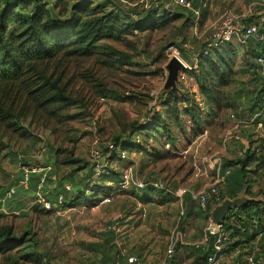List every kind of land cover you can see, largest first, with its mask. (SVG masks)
Returning a JSON list of instances; mask_svg holds the SVG:
<instances>
[{"label": "rangeland", "instance_id": "1", "mask_svg": "<svg viewBox=\"0 0 264 264\" xmlns=\"http://www.w3.org/2000/svg\"><path fill=\"white\" fill-rule=\"evenodd\" d=\"M102 2H109V9L126 5L141 11L151 1L94 0L93 6ZM203 2L206 7L198 19L178 17L160 30L102 42L118 53L111 58L103 48L87 58L59 55L38 64L39 74L35 77L27 74L16 83L0 84V189L16 186L25 168L47 166L53 183L43 190L51 199L52 191L59 190L60 184L84 179L95 162L92 151L104 152L105 146L115 140L130 150L126 159L113 162L116 172L130 169L136 180L198 193L211 185L215 161L236 160L248 146L254 149L256 143L264 142V133L248 125L246 109L259 87L256 88L253 78L257 76L245 48L236 43L229 45L236 54L231 60L232 80L222 88L219 110L199 94L198 85L189 74L191 63L196 62L193 56L207 44L223 13L245 12L248 6L246 0ZM78 3L81 0H67L53 10L67 18L71 7ZM3 4L0 1V8ZM172 9L182 12L180 8ZM260 18H264L263 9L252 17ZM124 56L129 63L121 65ZM174 57L183 63L185 71L174 69L170 62ZM39 75L43 78L40 82L49 83L44 87V99L36 95ZM57 93H62V101L45 102ZM171 95L179 100L176 112ZM184 95L199 108L202 133L192 138L190 118L183 114L187 108ZM160 101L167 106L156 107ZM153 106L159 110L157 113L149 112ZM231 115L245 116V122L235 129ZM145 117H150L156 128L133 140L141 144L132 145L131 137L139 132ZM157 118L160 120L156 122ZM246 136L252 138L253 145L244 139ZM250 168L254 169L252 165ZM260 170L255 175L249 171L250 178L256 176L250 184V195L255 198L264 189V167ZM100 186L113 189L105 181ZM36 195L37 191L31 188L19 189L6 203L4 212L0 211V231L10 228L12 238L7 245H0V264H127L129 257L156 260L164 257L170 241L176 238L180 245L171 264H197L192 245L212 241L208 212H201L188 194L180 201L162 190L131 188L102 197L96 206L83 204L53 213L32 209ZM18 210L20 214L14 215ZM109 226L115 227L110 247L115 252L114 262H104L101 257L103 247L109 245L105 241ZM15 239L21 240L20 245L11 247ZM234 256L221 257V264H231Z\"/></svg>", "mask_w": 264, "mask_h": 264}, {"label": "trees", "instance_id": "2", "mask_svg": "<svg viewBox=\"0 0 264 264\" xmlns=\"http://www.w3.org/2000/svg\"><path fill=\"white\" fill-rule=\"evenodd\" d=\"M0 1L4 3L0 8V84L16 83L21 81L27 74L31 77H35L39 74L38 64L48 63L59 55L69 58H87L93 56L99 49L103 48L110 53L109 57L111 58V56L118 53L110 46L102 45V42L117 41L124 36L145 33L149 30H160L174 22L178 17L191 20L192 16H194L192 11H186L183 8H180L182 12L173 11V9L172 11H168L156 4H149V6H144L141 11H137V8L131 9L126 5L122 7L117 6L118 8L112 6V8L109 9V2H102L93 6L94 0H81V3L74 4L71 7L70 15L67 18H61L60 12L55 14L53 8L60 2H66L67 0ZM246 1L249 2V0ZM190 2L193 11L201 12V10L204 9L202 6L203 0H190ZM50 6L52 8H49ZM134 16L136 18H133ZM229 45L231 44H227L219 50H212L208 54H204L201 48L202 50H199L196 55L193 56L195 58L193 61L196 62L191 63V68L196 66V70H188L191 71L189 74L193 75L198 85L199 94L218 110L220 109V102L223 98L222 88L226 87L232 80L231 60L236 53L234 50L230 49ZM240 47L245 48V54L248 61L251 62L252 68L255 70L254 74L257 76L253 78L256 79V88L259 87L256 96H253L249 107L246 109L248 112L247 118L249 119L248 125L253 127V129H257L258 124H260L261 127L259 129L264 132V111H261L264 108V73L256 62L258 57H264V41L256 43L249 40L244 46ZM223 48H225V50L219 52ZM128 63V58L125 56L120 61L121 65ZM108 64L111 63L108 62ZM185 73L188 72L186 71ZM36 79L37 83L35 86L38 91L36 95L43 98L46 94L44 87L49 85V83L46 80H44V83L40 82L39 80L43 79L40 75L36 77ZM53 86L54 84L50 85L51 88H53ZM171 98L173 110L176 112L179 100L175 95H171ZM182 98L187 105V108L183 110V114H187L190 118V135L192 138L202 133L201 120L198 113L199 108L196 102L189 99L188 96L184 95ZM63 99L62 93H57L54 94V96L46 98L45 100L47 101L45 102L54 104ZM159 105H161V101L159 104L157 103L156 107ZM161 106L165 107L167 103ZM158 111H156L154 106L149 110L152 114ZM0 117L3 118V116ZM234 117L237 121L245 122L242 119L245 118V116L237 115ZM159 120L160 119L157 118L156 122ZM151 123L152 119L150 117H145L142 125L140 124V127H138L139 132L133 134L131 137L130 143L132 145L133 143L136 146L141 144L140 142L135 143L133 140L135 138H141L140 134H146V131H152V129L156 128V126H154V124L151 125ZM245 140H247L249 144L253 143L251 137L246 136ZM111 143L114 144L118 150L124 151L127 154L130 151L125 145L115 140ZM261 143H257V147L254 149L252 146L245 148L243 156L238 159L222 163L221 172L229 170V175L226 177L224 188L220 191L219 202L224 198L233 199L243 191H245L248 197L257 199V197L255 198L250 195V184L254 182L253 179H255L256 176L250 178L249 174L252 172V174L255 175L264 167V142ZM260 144L262 148L258 146ZM104 152L102 151L100 153L101 155L106 154L105 159L108 160L109 163L112 164L116 162L118 157L116 150L109 151L105 146ZM250 165L254 167L253 170L250 168ZM42 167L45 170L43 172L45 175L43 188H45L44 186L52 185V178H50L52 174L50 172L48 174L47 166ZM22 174L23 172H21L18 179L19 181L22 179ZM92 175L93 169L90 167V171L84 179H79L78 181L76 179H69L68 182L65 183L71 187L69 192L64 191V183L60 184L58 186L59 190L52 191L53 197L51 199L46 197L44 190H42L41 193L45 195L51 203L55 202L57 195L62 194L64 198V208H75L83 204L96 206L98 204L97 202H100L102 197H109L112 190L111 187L100 186V183L105 181L111 185L115 184L119 177V173L111 170L109 175L103 176L94 182L92 180ZM41 176V173L29 174L27 187L37 191V184ZM74 176L71 178H74ZM262 184H264V180ZM13 187H18L16 195L19 189L23 188L18 186V184ZM146 188L153 189L150 186ZM6 190H3L0 197L3 196ZM166 194L174 199L170 194ZM258 195L261 196L259 201L248 202L243 207L233 209L229 211L225 217L222 225L225 241L219 252V257H228L234 254L235 256L231 264H260L264 261V189L259 191ZM11 200L5 202L4 209L6 203ZM32 209L37 210L36 208ZM210 210L211 207L209 205L208 214ZM40 211L50 213L42 210ZM17 212L20 214L21 211L18 210ZM108 228V235H106L105 241L106 244L109 245L103 247L101 252L102 261L104 258V262H109L112 258H115V252L110 248L114 242L115 231L109 230ZM10 234V228L0 231V245H7V243H9V239H12ZM14 241L11 247L20 245L19 243L21 240L15 239ZM178 247L179 245L176 246V248ZM205 248L197 249L193 246L191 247L193 252L198 254H196L197 264L205 263L206 259L203 260ZM2 251L6 252V250ZM249 259H251V262H249ZM114 261L112 260V262ZM171 263L172 260L170 264Z\"/></svg>", "mask_w": 264, "mask_h": 264}, {"label": "built area", "instance_id": "3", "mask_svg": "<svg viewBox=\"0 0 264 264\" xmlns=\"http://www.w3.org/2000/svg\"><path fill=\"white\" fill-rule=\"evenodd\" d=\"M123 1V0H122ZM151 1L150 4H156L164 8L165 10L172 11L173 7L183 8L186 11H192L193 15L196 19L199 18L200 12L193 11L190 0H149ZM149 6L146 3L145 7ZM203 8L206 7V2H203ZM263 9L264 10V0H249L248 6L245 12H234V11H227L223 13L219 21L216 25L212 28L209 36V40L207 44L203 48V53L208 54L212 50H219L221 47L236 43L239 46H244L249 40L261 43L264 41V18H260L259 20L252 19L253 15L256 13L257 10ZM133 18H136L135 16ZM177 58V57H175ZM178 59V58H177ZM179 60V59H178ZM257 64L262 68L264 73V57H258L256 59ZM196 67V66H195ZM194 69V67H193ZM182 79L183 76H181ZM264 111V108L261 110ZM258 117V116H255ZM231 119H234L235 125L233 128L237 129L243 125V121H237L233 115L230 116ZM258 127H261L258 124ZM98 141L96 140L95 143ZM109 151L116 150L118 153L117 160L123 161L126 159V154L124 151L118 150L114 144L109 142L106 145ZM92 157L94 159V164L92 166L93 175L92 180L97 181L103 176H107L110 174V171L113 170L112 166L113 163H109L106 159L102 158V155L99 151H92ZM115 165V164H114ZM221 160H217L214 162L212 167L213 175H212V183L209 187L204 188L202 191L198 193H193L185 188L177 189V190H169L160 182H144L141 180H136L133 178L130 169L121 170L119 172V177L115 184H113V189L111 191L113 193H121L130 190L131 188L137 190H143L147 186L152 187L153 189L162 190L166 193L170 194L177 200H182L185 195H189L191 200H193L199 210L203 213H207L209 209V204L219 202V194L220 191L224 188L226 177L229 175V170L221 172ZM43 167L37 168H25L23 170L22 179L18 182V186L26 188L29 182V174L31 173H41L42 176L39 178V182L37 184V195L35 199L31 202L32 208H36L45 212H58L63 207L64 198L62 194L56 196L55 202L51 203L45 195L41 193L43 190V185L45 182V175ZM18 187H10L8 188L3 196L0 197V211L4 212V204L6 201L11 200L15 195ZM64 191L69 192L71 187L68 184L63 186ZM110 197V196H109ZM106 201L109 199L106 198ZM30 206V207H31ZM141 216L145 217V212L140 211ZM184 210L181 207L180 215H183ZM14 215H19V212H13ZM214 228L215 231H212ZM109 230L115 231V227H109ZM209 233L210 237H212V241L209 243L204 244V242L195 243L192 246L200 249L205 248L207 245L209 246V250L206 255V261L204 264H221L219 252L222 249L223 242L225 241V235L222 231V226L209 224ZM177 238L175 240H171L169 245L166 248L165 255L163 258L156 259V260H148L142 261L136 257H129L127 259V264H170L175 248L177 245ZM251 262V259H249ZM252 264V263H251Z\"/></svg>", "mask_w": 264, "mask_h": 264}, {"label": "water", "instance_id": "4", "mask_svg": "<svg viewBox=\"0 0 264 264\" xmlns=\"http://www.w3.org/2000/svg\"><path fill=\"white\" fill-rule=\"evenodd\" d=\"M170 62L176 71L182 72L185 69V66L183 65V63L179 62V60L175 57L172 58ZM260 199H261V196H259L257 199H252L248 197L245 194V191H243L242 193H240L238 196H236L233 199L224 198L222 201H220L217 204H214L211 207V210L209 212L210 222L213 225L222 226L224 223L225 217L229 211L243 207L248 202L259 201ZM208 250H209V246L207 245L205 248V253L203 255V260L206 258Z\"/></svg>", "mask_w": 264, "mask_h": 264}, {"label": "crops", "instance_id": "5", "mask_svg": "<svg viewBox=\"0 0 264 264\" xmlns=\"http://www.w3.org/2000/svg\"><path fill=\"white\" fill-rule=\"evenodd\" d=\"M257 128H260V127L257 126ZM256 131H258V130H256ZM259 133H262V134H263L264 132L260 129V132H259ZM262 136H264V134H263ZM262 136H261V137H262ZM242 139H243V138H242ZM244 139H245V138H244ZM255 141H256V140H255ZM259 143H260V142H258V144H259ZM255 145H257V143H256ZM227 161H231V160H225V159H224L223 161L221 160L222 163H223V162L226 163ZM203 175H205V173H204ZM211 175H213V171L211 172ZM205 176H206V175H205ZM205 176H204V177H205ZM22 189H23V190L25 189V190H27V191L30 190V188H28V187H27V188H20V190H22ZM201 191H202V190H201ZM2 192H3V190L0 189V194H1ZM23 192H24V191H23ZM18 193H19V191H18ZM16 208H17V207H16Z\"/></svg>", "mask_w": 264, "mask_h": 264}]
</instances>
